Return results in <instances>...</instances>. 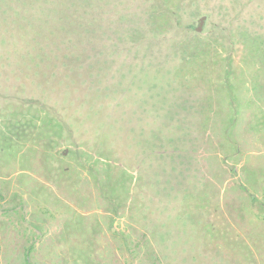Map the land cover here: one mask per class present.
Instances as JSON below:
<instances>
[{"label":"rangeland","instance_id":"rangeland-1","mask_svg":"<svg viewBox=\"0 0 264 264\" xmlns=\"http://www.w3.org/2000/svg\"><path fill=\"white\" fill-rule=\"evenodd\" d=\"M0 264H264V0H0Z\"/></svg>","mask_w":264,"mask_h":264},{"label":"water","instance_id":"water-1","mask_svg":"<svg viewBox=\"0 0 264 264\" xmlns=\"http://www.w3.org/2000/svg\"><path fill=\"white\" fill-rule=\"evenodd\" d=\"M201 22H203V20Z\"/></svg>","mask_w":264,"mask_h":264}]
</instances>
